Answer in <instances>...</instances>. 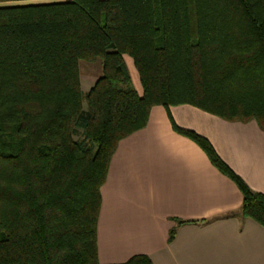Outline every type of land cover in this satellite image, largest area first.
<instances>
[{"label":"trees","instance_id":"trees-1","mask_svg":"<svg viewBox=\"0 0 264 264\" xmlns=\"http://www.w3.org/2000/svg\"><path fill=\"white\" fill-rule=\"evenodd\" d=\"M97 59L84 93L79 62ZM182 104L264 130V0H0V264H100V189L118 142L152 107ZM172 128L264 227V193L206 138Z\"/></svg>","mask_w":264,"mask_h":264},{"label":"crops","instance_id":"crops-1","mask_svg":"<svg viewBox=\"0 0 264 264\" xmlns=\"http://www.w3.org/2000/svg\"><path fill=\"white\" fill-rule=\"evenodd\" d=\"M172 122L206 138L248 187L264 193V130L255 121H226L188 104L154 106L110 159L100 189L98 262L144 254L152 264H264V227L243 218L237 186Z\"/></svg>","mask_w":264,"mask_h":264},{"label":"rangeland","instance_id":"rangeland-1","mask_svg":"<svg viewBox=\"0 0 264 264\" xmlns=\"http://www.w3.org/2000/svg\"><path fill=\"white\" fill-rule=\"evenodd\" d=\"M33 2V1H29ZM126 67L131 78L133 86H137L141 93V86L139 83V77L135 67L133 66L132 60L129 57H125ZM79 71H80V85L82 92H88L94 85L97 78L102 74V62L100 59H97L95 62H79Z\"/></svg>","mask_w":264,"mask_h":264}]
</instances>
